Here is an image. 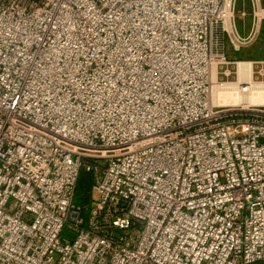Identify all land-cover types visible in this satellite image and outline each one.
Here are the masks:
<instances>
[{"label":"built area","instance_id":"obj_1","mask_svg":"<svg viewBox=\"0 0 264 264\" xmlns=\"http://www.w3.org/2000/svg\"><path fill=\"white\" fill-rule=\"evenodd\" d=\"M236 1L0 0V264L264 261V104L214 100Z\"/></svg>","mask_w":264,"mask_h":264},{"label":"rangeland","instance_id":"obj_2","mask_svg":"<svg viewBox=\"0 0 264 264\" xmlns=\"http://www.w3.org/2000/svg\"><path fill=\"white\" fill-rule=\"evenodd\" d=\"M264 6V0H262ZM246 11V16L243 11ZM254 5L252 0H237L235 4V25L239 33L248 36L253 28L254 23ZM256 19V18H255ZM228 58H234L237 61L251 60L254 64V80L264 82V18L261 21L257 36L249 43L243 46L239 51L233 49L228 44ZM232 75L228 82H236L239 79L238 63L231 65Z\"/></svg>","mask_w":264,"mask_h":264},{"label":"bare ground","instance_id":"obj_3","mask_svg":"<svg viewBox=\"0 0 264 264\" xmlns=\"http://www.w3.org/2000/svg\"><path fill=\"white\" fill-rule=\"evenodd\" d=\"M257 13L260 18L264 17V8H259ZM238 73V81L227 82L221 86H216L214 100H223V102L234 104H264V82L254 80L252 76L254 73L253 61H239Z\"/></svg>","mask_w":264,"mask_h":264},{"label":"trees","instance_id":"obj_4","mask_svg":"<svg viewBox=\"0 0 264 264\" xmlns=\"http://www.w3.org/2000/svg\"><path fill=\"white\" fill-rule=\"evenodd\" d=\"M92 184V173L88 171H82L76 193V201L80 202L89 198L88 191ZM253 264H264V261L255 262Z\"/></svg>","mask_w":264,"mask_h":264}]
</instances>
